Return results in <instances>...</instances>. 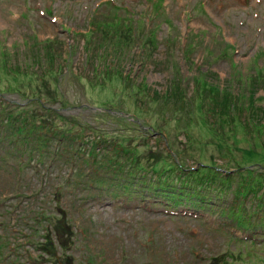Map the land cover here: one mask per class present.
<instances>
[{"label":"rangeland","instance_id":"374dc122","mask_svg":"<svg viewBox=\"0 0 264 264\" xmlns=\"http://www.w3.org/2000/svg\"><path fill=\"white\" fill-rule=\"evenodd\" d=\"M115 12L141 16L142 28L154 31L155 44L132 47L127 57L96 37L83 48L81 32ZM45 37L60 39L44 48L48 55L41 56L47 61L40 59L62 65L57 75H63L58 87L62 99L59 95L47 104L67 118L57 117L53 125L70 127L68 136L77 127L82 137H97V154L82 152L87 160L76 157L71 163V152L61 144L63 153L50 163L49 156L38 161L32 145L27 151L12 139L0 140V264H264V185L235 196L234 190L242 188L240 179L247 176L229 160L242 161L241 152L250 145L264 154V129L232 141L219 136L220 127L214 136L186 111L195 94L193 74L233 91L235 64L241 71L259 64L264 74V0H0V47L6 44L10 52L1 58L12 66L22 60L39 62L33 57L40 55L34 42ZM168 37L177 41L176 49L164 44ZM116 68L126 74L122 83L140 94L115 97L118 109L109 115L94 107L88 98L94 94L75 75L88 80ZM256 90L264 94V88ZM3 95L19 101L14 93ZM257 105L253 120L264 121L259 107L264 103ZM206 111L215 125L214 111L220 107ZM216 140H222L221 147ZM199 158L221 173L204 180L210 174L195 170ZM166 166L171 176H199L202 183L193 187L210 205L193 207L182 198L168 203L145 190L144 181L160 176L151 169L167 172ZM240 167L264 172L258 164ZM124 181L135 186L119 189L117 183ZM218 186L223 188L218 191ZM228 208L248 211L249 223L229 216ZM257 219L262 222L254 224Z\"/></svg>","mask_w":264,"mask_h":264},{"label":"trees","instance_id":"16d2710c","mask_svg":"<svg viewBox=\"0 0 264 264\" xmlns=\"http://www.w3.org/2000/svg\"><path fill=\"white\" fill-rule=\"evenodd\" d=\"M111 5L113 7L119 6L116 3H112ZM151 10L152 5L150 11ZM117 14L113 13V17L109 19H96L92 21L91 24L93 26L87 28L85 33L81 32L83 38V48L85 43L89 41L88 39L96 37L98 42L100 39L104 45H110V49H113L114 47V52L117 54L119 52H123V57H127V53H129V50L132 47L146 48L147 45L151 46L155 44L154 31L152 28H146V30L144 27L142 28L140 19L141 16L138 15L137 17H131L130 12L129 14L123 15L119 13ZM54 40L59 41L60 39H53L51 37H45L38 40L36 39L34 43L38 45L37 54L40 52V55H34L33 57L39 62H28L22 60L14 66L8 63L9 59H5L4 56L1 58V53L10 55L8 46L4 44L2 48L0 47V140L3 138L12 139L10 143H21L23 147H28V149L26 148L27 151L36 147L35 158L38 161H42L44 156H49L52 158L50 163L56 160V158L63 153L60 145L65 144L66 150L71 152V154H69V161H71V163L76 160V157H79L82 162H85L87 159L81 155L82 152L91 156L97 154L95 151V145L99 142L96 140L97 137L84 138L82 137L83 133L80 131L81 128L77 127L72 130L75 131L74 134H77L78 136H74V134L68 136L70 133V131H68L70 130V127H59L63 132L57 131L59 128H56L53 125L54 119L66 116L57 113L55 107L47 104L48 101L54 103L53 100L58 98L59 95L62 99V93L61 91L59 93L58 87L60 88V82L63 75L60 78L57 77V75L61 72L62 65H57L55 67L52 66V62L41 63L40 61L42 57L44 61H47L46 56L41 55L42 52H45L48 55V53L44 51V48L51 47L50 45ZM162 40H164V44L166 45H168V43L173 44L176 49V40L174 41L170 37ZM36 45H34V47ZM227 45L230 47L231 44L227 42ZM180 48L182 53L184 44H182ZM184 51H186V49H184ZM69 54L70 53L66 52V57L63 58L64 67L66 66ZM173 54L174 52L172 55ZM119 57L120 56L117 58ZM206 69L209 70L208 68ZM66 71L71 74V71L69 72L67 69ZM63 74H66V72H63ZM262 74L263 69L259 64L252 66L249 65L248 69L242 71L240 68H237L235 64L233 73L231 74L232 78L235 79L234 83L237 86L235 91L224 90L225 87L223 86L221 87L218 85L208 84L206 80L202 78L203 76L193 74V77L195 78L194 80L196 81L194 86L195 94L190 100L192 106L186 110L188 116L202 127L210 130V133L214 136H216V133L219 130L218 128L220 127L219 136L221 138L230 137L232 138V141H236L239 136H245L248 131L252 132L253 135H259L264 129V121H254L252 111L253 108L258 107V103H264V94L257 92L256 90L264 88V74L263 76ZM125 75L126 74L122 73L120 69L116 68L113 69L112 72H102L101 74H96L92 77L93 79L90 78L86 80L84 79V76L81 75H75V77L87 93L94 94V97H88L90 100L95 102L93 104L94 107L100 108L99 111L113 115L112 112L118 109L113 105L115 97H122V94L123 96L124 94H140V91L137 88L127 83H122L125 81ZM5 92L16 94L19 97V101L7 100L3 95ZM212 106H219L221 110L219 113L214 111L215 117L213 119L215 121V125L210 122L211 120H207V117L205 116L207 107H210L212 110ZM259 107L261 108V113H264V106L262 105ZM37 110L41 111V118H37V116H39ZM238 113L243 114L245 118L243 120L240 118L236 119L235 114ZM43 115L51 117L44 119ZM74 119L75 117L72 116L70 119L72 120L71 122H74ZM103 137L106 141L109 138L104 135ZM61 138L68 141L64 142L61 140L59 143L58 140ZM215 143H217L219 147L223 144L222 140H216ZM72 144H74V147L70 149ZM31 145L33 148L30 147ZM240 157H242V161H236L233 157H230L229 159L232 166L237 167H234L236 172H245V175L247 176L244 179H240L242 188L239 189L237 187L234 190L235 196L245 194L248 191H253L260 185H264V172L254 173L252 169H240V166H242L244 162L250 165L258 164L259 166H264L263 152L257 149L255 150L254 147L250 145L243 152H241ZM197 163L198 165L196 166V171L210 174L209 177L204 180H207L208 178L210 179L215 175L217 176L218 173H221L220 168L216 170V168H214V166L210 164L211 162L207 159L203 160L199 158ZM166 167H168L167 172L166 170L160 168L151 169L152 171L157 172V175L160 174V176L157 177L155 182L144 181L145 185L143 188L154 194H158L159 197L163 198V200L168 203L179 202V199L182 198L193 207L210 205L205 204L207 201H203L201 198L203 196L198 194L196 190L197 187H193L194 185L200 186V183H202L199 176L195 175L192 177L190 175H181L179 173H174V175L171 176L172 170H170V166ZM137 168L143 169V167L139 165H137ZM162 172H166L164 176H161ZM127 173V176L130 177L134 175L130 169ZM112 175L116 177L117 173H112ZM98 178L102 179L101 177ZM199 180L200 182H198ZM245 180H251V182L247 183ZM129 181L117 183L118 188L126 191L131 190L130 187H134L135 185H130ZM222 188V186L217 187L218 191ZM259 194L260 193L256 194V196ZM235 205L240 206V202L236 200ZM237 210L239 211H231V209L228 208L226 213H229V216H233L240 222L245 221L249 223L246 219V216L249 215L248 211L242 212L241 208H237ZM250 211H252V209ZM253 222L254 224H260L262 219H257V221L255 220ZM47 247L48 246L45 247L46 250L49 249Z\"/></svg>","mask_w":264,"mask_h":264}]
</instances>
